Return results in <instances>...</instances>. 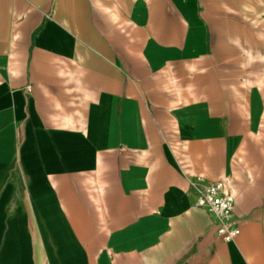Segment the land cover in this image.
Returning a JSON list of instances; mask_svg holds the SVG:
<instances>
[{
  "label": "crops",
  "instance_id": "obj_1",
  "mask_svg": "<svg viewBox=\"0 0 264 264\" xmlns=\"http://www.w3.org/2000/svg\"><path fill=\"white\" fill-rule=\"evenodd\" d=\"M0 264H264V0H0Z\"/></svg>",
  "mask_w": 264,
  "mask_h": 264
},
{
  "label": "built area",
  "instance_id": "obj_2",
  "mask_svg": "<svg viewBox=\"0 0 264 264\" xmlns=\"http://www.w3.org/2000/svg\"><path fill=\"white\" fill-rule=\"evenodd\" d=\"M197 192L196 206L204 209L219 225V237L228 242L239 234L238 228L230 221L234 200L224 194L221 181L213 183H192Z\"/></svg>",
  "mask_w": 264,
  "mask_h": 264
}]
</instances>
